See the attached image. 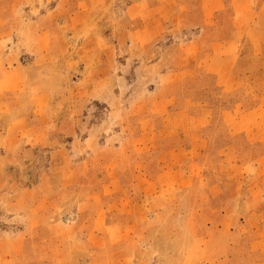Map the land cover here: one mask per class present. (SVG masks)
I'll return each mask as SVG.
<instances>
[{"label":"crops","instance_id":"obj_1","mask_svg":"<svg viewBox=\"0 0 264 264\" xmlns=\"http://www.w3.org/2000/svg\"><path fill=\"white\" fill-rule=\"evenodd\" d=\"M26 3V0H0V19L9 24L18 21L21 28L12 27L13 32L27 30L24 32V45L17 51L12 48L13 40L7 42L3 50L0 47V119L5 107L16 106L13 118L7 124L0 121V141H5L3 147L13 150L12 157L3 158L8 159V164L27 165L31 158L25 159L19 154L29 150L28 144L42 134L43 148L53 145L55 165L76 166L82 161L90 165L88 157L92 154L95 140L92 141V127L86 119L88 104L95 99L91 97L93 92H88L91 96L75 95L77 107L63 108L58 106L57 100L52 104L41 68L36 71L39 59L58 56L62 52L63 41L70 39L73 32H56L53 27L40 28L37 17H29L30 11L17 15V8L21 5L26 7ZM59 5L55 4L53 11ZM169 5L174 6L176 19L165 21L163 14L169 12ZM124 15L129 27L114 32L117 44L113 50L116 51L118 65L134 72L146 70L145 84L149 87L140 99L117 91L96 99L110 107L109 122H112L113 129L106 134L105 142L111 145L108 151L114 152V161L105 163V169L98 172L100 181L105 183V193L98 189L93 191L92 198L96 200L104 194L106 196L142 176L147 184L143 188L145 193L155 187L158 191L176 189L180 182L195 179L201 167L206 165L215 143V137L211 135L214 128L211 113L212 108L220 104V121L215 130L221 129L223 139L227 141L216 152L220 179L213 181L208 191H214L213 195L219 200L228 198L229 190L225 187L231 184V180L223 182V177L226 173H236L232 182L237 184V195L241 196L244 206L214 210L220 214L224 211L222 219L213 227L214 234L205 238L202 244L215 246L209 261L217 264L223 257L218 246L238 245L233 238L242 232L248 236L247 249L253 257L249 264H264V0H228L226 3L225 0H131L124 9ZM223 15H227L226 19ZM106 33L105 37L108 36ZM176 34L179 38L175 37ZM94 35L85 32L84 38L89 40ZM167 35L171 44L160 46ZM9 38L2 37L1 40L5 42ZM211 39V44L205 47V40ZM177 41L183 45L182 48H177ZM194 42L197 43L195 48L192 46ZM87 45V48L93 46ZM188 45L189 48L186 47ZM174 52L177 56L169 55ZM192 60L196 61L194 66L199 72L213 75L214 79L212 86L208 87L198 78V82L203 84L201 102L184 97L185 86L197 83L191 76ZM100 66L98 64L95 68ZM178 96L183 98L175 101L173 98ZM132 100H135L132 109L128 110L126 106ZM62 116L73 120L65 130L59 125ZM78 117L81 119H76ZM124 122H133L131 141L115 140L121 131H115L114 127ZM58 128L60 134L51 135ZM65 135L70 141L64 139ZM169 141L173 144L162 149L165 150L163 159L156 158L159 169L153 175L147 173L154 159L151 155V160L147 161L143 156L147 151L161 149L163 143ZM122 151L129 153L133 163L130 160L126 164L117 159ZM246 152L248 155H244ZM127 166L133 168L125 172ZM9 179L12 180V174ZM67 179L64 174H58L53 193L38 188L31 194L35 191L40 195L41 191V195L48 199H65L67 188L77 184L74 173L71 172L68 185ZM123 179L128 182L123 184ZM4 195L10 196L8 192ZM101 212L104 215L108 210ZM97 219L99 222L101 218ZM220 231L227 232L225 242L218 238ZM90 235L87 234L86 238Z\"/></svg>","mask_w":264,"mask_h":264},{"label":"rangeland","instance_id":"obj_2","mask_svg":"<svg viewBox=\"0 0 264 264\" xmlns=\"http://www.w3.org/2000/svg\"><path fill=\"white\" fill-rule=\"evenodd\" d=\"M26 1V7L21 5L17 8V15L30 11L29 17L36 16L40 28L46 30L53 27L56 32H73L70 39L63 41L62 52L58 56L41 58L39 63L36 62V71L41 68L52 104L57 100L58 106L63 108L71 105L77 107L75 95L91 96L88 92H93L91 97L95 99L88 104L86 120L92 127V141L95 142L92 154L88 157L90 165L82 161V164L76 166H58L54 163L53 145L43 148L42 134H38L36 140L28 144L29 150L19 154L25 159L31 158L27 160V165L8 164V159L3 157H12L10 155L13 150L3 147L5 141H0V264H212L209 258L213 256L215 246L202 243L205 238L214 234L213 227L222 219L224 211L220 214L214 213V210L244 206L241 196L237 195V184L232 182L236 173H226L223 177V182L231 180V184L225 187V190H229L228 198L219 200L213 195L214 191H208L209 185L220 179L216 152L227 141L226 138L223 139L221 129L215 130V125L220 121L221 105L217 104L212 108L214 128L211 129V135L215 137V143L210 149L206 165L199 170L202 175L180 182L176 189L158 191L155 187L149 193L143 191L147 186L143 176L136 178L132 184L123 179V184L127 183L126 187L121 185L119 190L94 200L91 196L93 191L103 189L105 193V183L100 181L98 172L102 171L101 168L105 169V163L114 161V152L108 151L111 145L105 142L106 134H110L113 129L112 122H109L110 107L96 99L113 91L127 96H139L140 99L149 87L145 84L146 70L137 69L134 72L128 68L123 69L118 65V57L113 50L117 44L114 32H118L119 28L129 27L124 9L131 0ZM57 3L60 5L53 11ZM169 6V12L163 14L165 21L176 19L174 6ZM226 17L227 15H223V19ZM12 27L21 28V24L18 21L9 24L0 19L1 50L11 40L14 41L12 48L15 51L24 45V32L27 30L13 32ZM85 32L95 35L87 40L84 38ZM105 32L108 34L106 37ZM6 36L11 38L2 42L1 38ZM175 37L179 38V35L176 34ZM167 39L169 35L160 46L171 44L172 41ZM212 40H205V47ZM176 43L179 45L177 48H182L180 41ZM9 44L8 47L11 46ZM87 44L93 46L87 48ZM192 46L195 48L197 43L194 42ZM186 47L189 48V45ZM169 55L175 57L177 52ZM98 64L103 67L95 68ZM192 64L191 76L192 79L196 78L197 83L185 86L184 97H192L195 102H201L203 84L198 82V78L208 87L212 86L214 79L213 75L199 72L194 66L196 61L192 60ZM182 98L178 96L173 99L180 101ZM134 101L128 103V110L132 109ZM15 108L16 106L4 108L0 119L3 125L13 118ZM70 124H73L71 117L59 118V125L63 130ZM114 129L121 131L115 140H132L133 122H124ZM59 134L60 128L55 134L51 133L53 136ZM66 135L64 139L70 141ZM62 142L65 144V140L62 139ZM172 144L173 141L164 142L161 149L146 152L144 160H151V155L154 159L152 168L147 173L153 175L159 169L157 160L159 157L163 159L162 152L165 150L162 149ZM244 155L243 157H247ZM117 159L126 164L131 160L127 151H122ZM132 168L133 166H127L125 172ZM71 172L76 175L77 184L67 188L65 199H48L41 195V191L40 195H36L35 191L31 194L32 190L38 188L53 193L58 174H64L68 178V185L71 183ZM11 174L12 180L9 179ZM73 182L75 180L72 184ZM74 190L76 191L73 193ZM6 192L10 196H5ZM13 204L18 206L13 207ZM102 210L108 212L103 215ZM98 217L101 218L99 222ZM225 233L227 232L217 233L219 240L225 242L228 238ZM87 234H91L90 238H86ZM245 235L241 232L239 237L233 238L238 245L218 246V252H222L223 257L217 264H249L253 261L247 249L249 239Z\"/></svg>","mask_w":264,"mask_h":264}]
</instances>
